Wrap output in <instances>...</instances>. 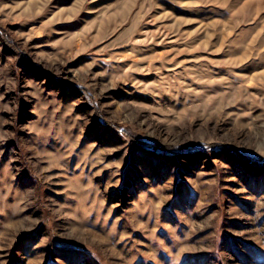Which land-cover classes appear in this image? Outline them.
Returning <instances> with one entry per match:
<instances>
[{
	"label": "rangeland",
	"instance_id": "374dc122",
	"mask_svg": "<svg viewBox=\"0 0 264 264\" xmlns=\"http://www.w3.org/2000/svg\"><path fill=\"white\" fill-rule=\"evenodd\" d=\"M0 264H264V0H0Z\"/></svg>",
	"mask_w": 264,
	"mask_h": 264
},
{
	"label": "trees",
	"instance_id": "16d2710c",
	"mask_svg": "<svg viewBox=\"0 0 264 264\" xmlns=\"http://www.w3.org/2000/svg\"><path fill=\"white\" fill-rule=\"evenodd\" d=\"M153 146L155 147L156 145H154L153 144ZM246 160H248L249 158H245ZM249 162H250V164H252V165H254V166H256V165H258L259 163H257V162H254V160H249ZM263 164V163H262Z\"/></svg>",
	"mask_w": 264,
	"mask_h": 264
}]
</instances>
